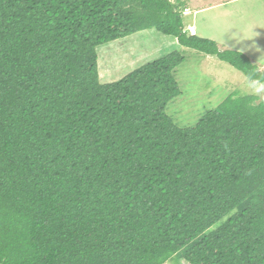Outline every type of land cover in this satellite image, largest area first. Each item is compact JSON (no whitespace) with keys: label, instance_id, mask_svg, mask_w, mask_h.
Returning a JSON list of instances; mask_svg holds the SVG:
<instances>
[{"label":"trees","instance_id":"1","mask_svg":"<svg viewBox=\"0 0 264 264\" xmlns=\"http://www.w3.org/2000/svg\"><path fill=\"white\" fill-rule=\"evenodd\" d=\"M185 8L0 0V264H264V101L182 124L178 51L99 81L98 48L147 30L264 79Z\"/></svg>","mask_w":264,"mask_h":264},{"label":"rangeland","instance_id":"2","mask_svg":"<svg viewBox=\"0 0 264 264\" xmlns=\"http://www.w3.org/2000/svg\"><path fill=\"white\" fill-rule=\"evenodd\" d=\"M186 2L188 6H192L191 0H186ZM198 10H200L199 7L196 8L195 12ZM191 11L192 8L189 7L184 14L191 17L193 14ZM211 14L212 12H210ZM197 15H193L195 16L193 22L198 30V35L202 36L206 18L204 15L198 17ZM191 21L192 19H188L186 16L183 23L186 25L190 24ZM208 22L210 25L209 18ZM207 34L208 29L206 28ZM220 37L214 40L220 51L241 49V46L234 41L228 45L223 44L221 48V42H218ZM222 39L228 43L226 38ZM177 51L184 57V63L177 67L174 73L179 80L181 95L177 98L176 103L169 108L168 113L180 120L182 124L186 125L188 121L190 122V118L198 117L197 112L199 110L209 105H211L210 107L218 106L230 94L236 96L252 95L243 87L239 75L241 72L215 57L185 49L179 45L177 39L163 35L156 30L140 31L99 47L97 50L99 81L101 83L114 82L140 68L146 62L160 59ZM257 66L259 70L264 72V66ZM260 102L261 100L256 99L253 103L259 104ZM167 264L170 263L167 262ZM176 264L188 263L179 260Z\"/></svg>","mask_w":264,"mask_h":264},{"label":"crops","instance_id":"3","mask_svg":"<svg viewBox=\"0 0 264 264\" xmlns=\"http://www.w3.org/2000/svg\"><path fill=\"white\" fill-rule=\"evenodd\" d=\"M191 3L193 14L188 18L192 19L190 24L195 27V14H198L197 17L204 15L206 18L203 37L198 35L195 27L196 36L204 38L206 28L208 34L204 39L214 42L215 38L224 34L222 38L228 40L224 45L237 42L241 49L233 50L248 56L254 64L264 66V0H191ZM197 7L200 10L195 12ZM220 44L222 48L223 44Z\"/></svg>","mask_w":264,"mask_h":264},{"label":"clouds","instance_id":"4","mask_svg":"<svg viewBox=\"0 0 264 264\" xmlns=\"http://www.w3.org/2000/svg\"><path fill=\"white\" fill-rule=\"evenodd\" d=\"M184 1L186 3V8L182 11V15H183L184 19H186V16L189 18L190 15H185L184 12H186L187 9L191 6L187 5L186 0H184ZM191 5H192V3H191ZM191 12H190V14H191ZM185 32L188 33L190 36H196L197 35L195 27L192 26L191 24L185 25ZM223 35L224 34H222V36L220 37V42L222 44L225 43V41L222 39ZM233 39H235V37H233ZM240 39H241V37H240ZM241 40H243V39H241ZM239 75H240L243 87L247 90V92L254 95L259 100L264 101V79L259 78L255 72L240 73Z\"/></svg>","mask_w":264,"mask_h":264}]
</instances>
